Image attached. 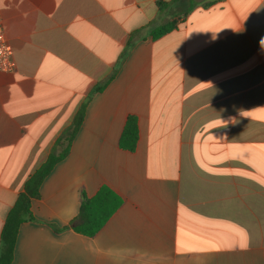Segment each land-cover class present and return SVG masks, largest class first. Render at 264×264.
Segmentation results:
<instances>
[{"label":"crops","instance_id":"0c3cea01","mask_svg":"<svg viewBox=\"0 0 264 264\" xmlns=\"http://www.w3.org/2000/svg\"><path fill=\"white\" fill-rule=\"evenodd\" d=\"M187 7L0 0L16 64L0 72V245L25 183L86 103L11 264H264V0L198 5L152 37ZM131 116L134 150L120 146ZM102 187L121 204L94 236L76 232L83 196Z\"/></svg>","mask_w":264,"mask_h":264},{"label":"trees","instance_id":"16d2710c","mask_svg":"<svg viewBox=\"0 0 264 264\" xmlns=\"http://www.w3.org/2000/svg\"><path fill=\"white\" fill-rule=\"evenodd\" d=\"M184 0H173L178 3ZM218 0H188V7L183 15L172 17L166 23L152 30L151 35L158 39L173 30L183 21L188 14L198 5L205 7ZM166 6V3H160ZM97 90H100L98 88ZM86 114V103L77 111L71 125L56 144V151L52 152L47 160L39 167L25 183L24 191L19 195L16 203L10 209L3 227L0 245V264H11L19 228L22 223L35 220L32 212V201L40 197L41 186L54 167L64 160L69 152L73 140L78 133ZM138 139L137 118L131 116L124 128L120 139V146L124 149L134 150ZM59 150V152H57ZM121 200L107 187H102L94 198L83 196L81 209L77 218L71 223V228L87 236H94L111 215L118 209ZM57 232L60 230L55 229Z\"/></svg>","mask_w":264,"mask_h":264},{"label":"built area","instance_id":"2783aa9c","mask_svg":"<svg viewBox=\"0 0 264 264\" xmlns=\"http://www.w3.org/2000/svg\"><path fill=\"white\" fill-rule=\"evenodd\" d=\"M15 68L13 49L7 41L4 26L0 20V72H13Z\"/></svg>","mask_w":264,"mask_h":264},{"label":"clouds","instance_id":"9594fccd","mask_svg":"<svg viewBox=\"0 0 264 264\" xmlns=\"http://www.w3.org/2000/svg\"><path fill=\"white\" fill-rule=\"evenodd\" d=\"M260 45H261L262 48H264V38H261Z\"/></svg>","mask_w":264,"mask_h":264},{"label":"rangeland","instance_id":"374dc122","mask_svg":"<svg viewBox=\"0 0 264 264\" xmlns=\"http://www.w3.org/2000/svg\"><path fill=\"white\" fill-rule=\"evenodd\" d=\"M180 15H183V14H180Z\"/></svg>","mask_w":264,"mask_h":264}]
</instances>
